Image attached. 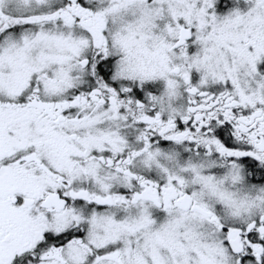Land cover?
I'll return each mask as SVG.
<instances>
[{
  "label": "snow or ice",
  "instance_id": "snow-or-ice-1",
  "mask_svg": "<svg viewBox=\"0 0 264 264\" xmlns=\"http://www.w3.org/2000/svg\"><path fill=\"white\" fill-rule=\"evenodd\" d=\"M0 264H264V0H0Z\"/></svg>",
  "mask_w": 264,
  "mask_h": 264
}]
</instances>
